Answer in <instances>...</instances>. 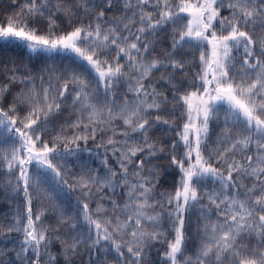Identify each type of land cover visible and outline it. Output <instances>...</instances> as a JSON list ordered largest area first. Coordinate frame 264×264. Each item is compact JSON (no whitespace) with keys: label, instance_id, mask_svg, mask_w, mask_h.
<instances>
[{"label":"snow or ice","instance_id":"snow-or-ice-1","mask_svg":"<svg viewBox=\"0 0 264 264\" xmlns=\"http://www.w3.org/2000/svg\"><path fill=\"white\" fill-rule=\"evenodd\" d=\"M10 4L0 264H264V0ZM57 55L94 81L32 63Z\"/></svg>","mask_w":264,"mask_h":264},{"label":"trees","instance_id":"trees-1","mask_svg":"<svg viewBox=\"0 0 264 264\" xmlns=\"http://www.w3.org/2000/svg\"><path fill=\"white\" fill-rule=\"evenodd\" d=\"M13 10L14 9L10 4V0H0V24L5 22V19H4L5 16H7ZM159 47H163V45L159 46ZM159 47L157 48V52L154 54H158ZM25 52H26V50H8L9 54L17 56L21 59H26ZM195 54L198 56L199 53L196 52ZM32 63L36 66H43L44 64H47V65L55 67L57 69L71 68V69L77 71L78 73H82L89 81H94V79H95L94 74L92 72H90L82 62L76 60L74 57L70 58V57H67L64 55H57L54 58L34 59L32 61ZM191 70L192 71H199V68L196 67L195 65H193ZM156 75L158 76L159 73L157 72ZM224 108H226V106H223L221 108V115L222 116L224 114ZM178 114H179V110H177V115ZM216 130L218 131V128ZM164 132H165L164 126H161L158 129H154L152 132V135L154 137H160L161 139L167 141L168 136L163 135ZM72 171L74 172L75 168H73ZM177 175L178 174L169 177L168 182L163 185V189H167L169 191H172L175 180L177 178ZM65 178H67V177H65ZM44 181H45L44 187L52 194L53 198L55 199V202L57 204H59L69 215H75L76 212L78 211L77 203H76V195L77 194L74 192H69L64 188L57 187L55 184V181L52 180L51 174H48L44 178ZM163 189H161V190H163ZM94 206L95 205H93V207ZM40 207H41V205L34 204L33 205L34 213ZM6 212H7V205L6 204H0V218H2L3 214H5ZM212 218L215 219L214 216ZM192 219L193 220L196 219L195 214L192 216ZM45 222L46 223H54V221L51 219V217H49V219H47ZM108 255H109L110 260L115 257V253L112 251H110ZM153 256L155 257V253L153 254Z\"/></svg>","mask_w":264,"mask_h":264}]
</instances>
